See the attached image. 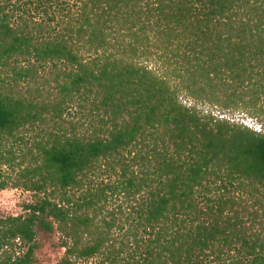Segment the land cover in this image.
Instances as JSON below:
<instances>
[{"label":"trees","instance_id":"obj_1","mask_svg":"<svg viewBox=\"0 0 264 264\" xmlns=\"http://www.w3.org/2000/svg\"><path fill=\"white\" fill-rule=\"evenodd\" d=\"M181 92L264 117V0H0V158L37 197L0 218V264L38 228L58 264H264V133Z\"/></svg>","mask_w":264,"mask_h":264},{"label":"rangeland","instance_id":"obj_2","mask_svg":"<svg viewBox=\"0 0 264 264\" xmlns=\"http://www.w3.org/2000/svg\"><path fill=\"white\" fill-rule=\"evenodd\" d=\"M150 65L158 68L161 63L158 59H152ZM179 101L184 106L195 108L202 117H213L232 125L247 127L253 131L264 133V117L256 119L241 108L222 109L207 102L197 101L183 92L179 93ZM90 109L91 107L86 103L81 108L75 107L64 117L65 123H77L81 128L80 130L88 128L95 118ZM11 142L8 139L3 141L0 154L7 153L13 146L17 150V146ZM19 169L17 164L11 165L8 160L0 158V186L2 184L7 185V189L0 191V218L25 216L26 206L37 200L34 193L15 187L17 184H21ZM122 202L121 200L116 201L112 206L116 207ZM122 205L125 207L124 204ZM36 239L38 249L33 255L32 264H58L64 258L66 249L63 248L62 238L58 231L45 232L38 228ZM25 252L26 249H20L19 246L13 251H7V254L16 258L23 256Z\"/></svg>","mask_w":264,"mask_h":264}]
</instances>
